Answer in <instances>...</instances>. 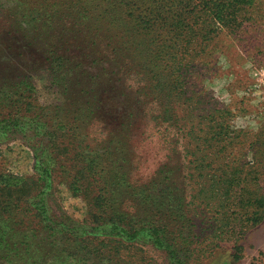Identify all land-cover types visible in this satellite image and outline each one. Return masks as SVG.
Segmentation results:
<instances>
[{"label": "rangeland", "instance_id": "374dc122", "mask_svg": "<svg viewBox=\"0 0 264 264\" xmlns=\"http://www.w3.org/2000/svg\"><path fill=\"white\" fill-rule=\"evenodd\" d=\"M83 3L0 0V86L8 85L0 98L21 102L13 115L19 113L22 130L7 140L0 135L1 174L12 180L35 177V147L48 141L47 127L56 129L68 110L80 120L90 116L75 128L87 152L111 141L117 145L124 135L122 124L133 123L131 108L155 115L161 109L150 91V81L139 83L141 76L186 73L189 85L180 87L174 106L179 123L168 119L153 127L150 120L141 119L132 127L130 151L117 153V160L124 165L118 176L126 171L133 185L129 190L117 185L112 204L117 209L138 202L131 212L142 218L164 212L156 219L163 220L170 231L174 229L170 241L180 251L181 260L189 264H264V0H162L161 6L172 4V10H181L177 22L169 24V32L182 36L181 45L190 41L177 58L188 59L189 69L173 72L160 48L149 51L150 43L157 47L172 44L168 34L156 40L147 33L146 41L140 37L135 42V47H141L133 58L141 64L138 78L122 65L116 69L124 82H118L113 72L107 75L104 65L96 63L103 59L115 63L108 49L91 55L87 66L76 67L68 59L70 52L80 54L88 48L78 16L99 18L107 11L83 9ZM150 4L157 2L150 0ZM200 5L209 9L200 10ZM191 10H199L195 19L189 15ZM156 62L159 68L154 66ZM61 64L64 67L58 70ZM138 91L147 94L140 99ZM104 104L107 112L103 114L100 106ZM1 112L2 118L10 113ZM181 125L187 129L183 131ZM205 145L209 146L208 157L202 151ZM205 159L211 162L210 167L203 165ZM57 165L54 193L47 203L56 218L69 221L72 230L68 236L61 233L63 239L57 234L51 245L42 247L41 243L34 248L30 263L37 261L39 249H44V256L54 252L57 259L59 251L66 250L71 254L68 264H92L95 251L89 248L97 247L108 256L118 255L122 264H181L180 258L173 262L166 250L147 243L145 234L141 242L131 244L113 241L109 231L84 240L81 227L86 231L92 226L88 201L72 194L71 171L62 163ZM208 187L213 188L209 199ZM196 204L200 206L197 210ZM209 204L226 207L218 210L220 223L214 212L204 221L205 214L212 211ZM11 217L0 219V227L8 228L3 239L9 248L18 247L23 239L14 226L16 217ZM61 241L65 245H60ZM19 256L7 254L10 260L17 258L12 264H23Z\"/></svg>", "mask_w": 264, "mask_h": 264}, {"label": "trees", "instance_id": "16d2710c", "mask_svg": "<svg viewBox=\"0 0 264 264\" xmlns=\"http://www.w3.org/2000/svg\"><path fill=\"white\" fill-rule=\"evenodd\" d=\"M82 1L84 2L83 9H88L90 7V9L94 10L107 11L101 13L99 18L94 15H87L86 17L78 16L84 28L83 32L86 35L88 48L85 49L86 52L83 51L80 52V54L77 52H70L68 54V59H70L74 66H87V61L91 55H101V49H108L113 57L115 56L113 58L115 59V63L110 64L108 63V59L103 58H101L103 60L96 62L104 65V71L107 75H111L113 72L116 77L121 76L116 72V69L122 65L123 68L135 74L133 77L138 78V68L141 67V64H138L133 58L134 53L138 52L141 47H135V42L138 41L140 37L146 41L147 33L150 34L151 37L155 36L156 40H158L163 33H166L170 37L168 42L173 43L170 45L161 43V47H157L154 43H150L151 47L149 51L154 53L160 48V54L165 53L168 56L167 67L173 69V72L175 70L183 72L189 69L188 59L182 58V60H180L177 58L179 53L186 49L185 46L190 44V41L184 40V43L181 45L182 36H172V33L169 32V24L171 23V25H174L177 19L181 17V10H172V4L161 6L159 2L162 0H154L157 2V5L150 4V0ZM198 7L200 10L209 9L208 5H200ZM198 11L199 10L193 12L191 10L189 15L195 19L196 16H198ZM91 40L92 42L94 41L92 45L90 44ZM203 47L204 44L201 45V48ZM76 53L77 55H75ZM60 63H63V59L60 60ZM154 66L159 68L160 64L156 62ZM63 67L64 66L61 64L58 70H61ZM187 78L186 73L173 76L168 72L165 76L159 75L151 78L147 77V73L142 75L139 79V83L145 84L147 80L150 81V91L156 96L161 109L158 110L159 114L155 115L150 113L147 114L146 111H137L134 107L131 108L133 112V115H131L133 123L130 125H125V123L122 124L124 127L122 131L124 135L122 134L123 138L117 145L114 146L111 141L93 149L89 146L91 152H87V149H83V144L80 140L81 136L77 135L78 132L75 128L78 127L79 124H82V122H86L90 116L80 120L79 116H74L75 113H72V110H68L66 112L67 115L64 117V122L57 124L56 129L50 130V128L47 127V133L45 135L49 136L48 141L38 143L35 147V177H18V179L12 180L6 178L7 175L1 174L0 172V219L3 217L12 218L11 215L13 218L16 217L14 226H18V233L23 237L18 247L9 248V246L5 245L3 239L5 238L4 230L8 228L0 227V264L1 261L8 264H12L16 261L17 258L10 260L7 257L9 252L20 255L19 258L23 264H68V260L66 259L70 258L71 254H68L66 250H60L59 253L61 256L57 259L54 252L48 256H44L45 250L39 249L41 243L42 247L51 245L52 243L50 240L55 239L57 234L61 235V233H63L64 236H68L70 235L68 231L72 230L69 221L56 218L53 215V209L47 203L55 189L54 169L57 168V164L60 163L66 166L69 169L68 171H71L69 189L72 194L75 196H83L89 204L88 215L92 226H88L86 231L84 227H81L84 230L82 235L84 240H90L91 235H96L99 232L109 231V238L113 241L122 244H131L135 241L141 242V237L145 234L148 235L147 243L158 249L166 250L171 261L174 262L178 260L181 253L179 254L180 251L170 241L174 229L170 231L166 225L163 224V220L156 219L158 215L163 217V215H165L164 212L151 214L153 217L151 219L147 214H144L142 218L138 212L135 214L131 212V209L137 208L138 202H134L135 205L132 204L133 206L126 203L124 208L117 207V209L112 202L116 199L114 197L117 185L121 184L128 190L133 185L127 178L126 171H124L121 178L118 176L122 172V169H124V165L117 160L116 155L119 151H130V146L128 144L130 139L133 138L132 127L135 122L141 119L150 120L153 127H160L161 122L169 119L172 120L174 124H178L180 120L175 113L174 106L178 103V99L181 95L180 87L183 88L189 85V80ZM120 81L124 82V79L119 77L118 82ZM7 88V84L0 86L1 97L4 89V93H6ZM24 92H27V90ZM137 93L138 96H141L140 99L144 98L147 94H143L142 91H138ZM150 97L151 95L148 94V98ZM129 98H131V96H129ZM18 105L21 106L19 100H13L7 97L2 101V98H0L1 113L5 111L10 112L3 118L2 114H0V135H4L5 140L11 135H20L22 133L21 128H19V113L18 115L16 114V116L13 115V109H16ZM105 105L106 104L100 106V110L103 111V114L107 112V106ZM120 107L121 106L118 105V108ZM209 108L210 106L208 105L205 108L207 117L210 111ZM18 110L19 109H17V111ZM180 127L183 128V131L187 129L185 125H181ZM31 142H33V139ZM103 143H105V141ZM207 146L208 145L201 147L204 154L206 153L205 155L208 157L209 146ZM190 150H193V148H190L188 151L190 152ZM194 164H196L195 161H193V165ZM203 165L210 167L209 165H211V162L205 159ZM68 171H66V173H68ZM117 179L120 181L116 184ZM184 185L186 186L187 184ZM205 189L207 190L206 198L209 199V197L212 196L211 190L213 188L208 187ZM219 191L222 193L221 190ZM145 200L146 203L149 202V199ZM191 200L193 201V198H191ZM153 205L157 207L158 211L161 209V207L156 206V204ZM199 208L200 206L196 204L195 210ZM209 209L212 211L209 210V214H205L204 221L209 219V215L213 212L218 218L220 216L218 210L226 209V207L209 204ZM204 213L203 211V214ZM220 220L222 219L218 218L217 223H220ZM219 227L222 228V225ZM230 228L231 227H229V229ZM233 231L234 230L231 228L230 233H233ZM61 239H63L62 235ZM59 244L65 245L62 241L59 242ZM38 246L40 247L38 248L37 261L32 260L30 263L29 260L33 257L34 248ZM98 249L97 247L96 250L89 248V251H95L94 257L91 259L94 261L92 264H122L120 263L121 260L118 258V255L108 256ZM179 261L181 264H189L188 260L183 261L180 258Z\"/></svg>", "mask_w": 264, "mask_h": 264}]
</instances>
